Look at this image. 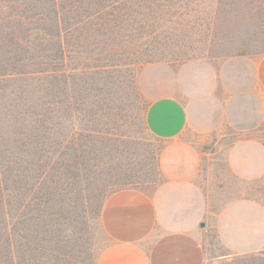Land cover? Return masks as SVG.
<instances>
[{
	"label": "trees",
	"instance_id": "1",
	"mask_svg": "<svg viewBox=\"0 0 264 264\" xmlns=\"http://www.w3.org/2000/svg\"><path fill=\"white\" fill-rule=\"evenodd\" d=\"M224 2L21 1L22 27L16 38L8 34L0 79V264H18L23 255L44 264L43 242L57 250L54 226L65 198L73 192L81 203L86 181L113 164L105 148L119 147L114 130L130 136L137 122L146 125L139 69L210 54Z\"/></svg>",
	"mask_w": 264,
	"mask_h": 264
},
{
	"label": "crops",
	"instance_id": "2",
	"mask_svg": "<svg viewBox=\"0 0 264 264\" xmlns=\"http://www.w3.org/2000/svg\"><path fill=\"white\" fill-rule=\"evenodd\" d=\"M202 65L208 64L198 58L181 64L153 62L139 69L138 86L148 100L147 128L168 140L160 156L163 184L153 196L125 187L105 197L100 221L109 243L96 264H154L144 242L162 222L163 264H203L201 240L211 229L230 253L257 252L264 247V206L246 196L247 181L264 175V141L258 135L264 124V54L230 57L220 64L221 82L227 70L241 73L233 89L247 98L241 121L249 135L225 150V171L218 177L210 174L205 160L209 157L201 150L217 130L207 110L209 82L215 84L216 76L210 81V76L194 75L198 87L184 85L182 70ZM192 111L198 116H192ZM230 177L239 183L235 194L224 188ZM161 190L163 221L156 197Z\"/></svg>",
	"mask_w": 264,
	"mask_h": 264
},
{
	"label": "rangeland",
	"instance_id": "3",
	"mask_svg": "<svg viewBox=\"0 0 264 264\" xmlns=\"http://www.w3.org/2000/svg\"><path fill=\"white\" fill-rule=\"evenodd\" d=\"M21 1L0 0V79L7 76V70L4 68L8 64L9 56L8 34L11 33L16 38L22 27L20 25L23 20L20 16L22 5H19ZM225 2L222 5L224 10L218 14L216 25L213 27L215 37L211 53L202 57L208 65L190 66L182 70L185 76L184 85L189 87L199 85L191 76L199 74L210 76V81L213 74L216 76L215 84L209 82L211 93L207 99V110L217 130L213 131L208 142L201 146L202 152H205L204 156L209 157L205 160L209 161L210 174L216 177L225 171V150L234 141L248 134L243 131L246 124L241 121V113L247 112V98L233 89L235 77L240 76L241 73L237 74L236 69L227 70L224 73V81L221 82L218 77L220 64L230 57L246 55L258 57L264 54V0H235V4L229 7ZM208 5L213 7L215 2H209ZM137 75L135 84L140 96L139 104L145 108L148 100L140 92ZM143 113L141 111L142 116ZM191 113L194 117L198 116L195 111ZM113 132L112 138L118 136L116 142L120 145L118 147L116 142H112L117 149L114 147L112 151L110 148H105L113 157V164L110 165L113 167L108 163L102 165L97 170V174L86 181L91 186L86 189L81 203L78 204L77 194L73 192L70 193L69 198H65L61 219L59 224L54 226L56 238L59 239L58 248L56 250L55 247L43 242L44 264H96L99 254L109 243L100 221L104 196L112 189L123 186L137 187L153 196L163 184L160 156L165 139L154 136L142 122H137L131 128L130 136L116 135L115 130ZM258 135H261L264 141V124ZM108 157L105 155L103 161L108 160ZM238 184L230 177L224 188L235 194L240 188ZM94 186L98 188L97 197L90 199L89 194L95 193ZM243 190L242 187V192ZM246 190L249 199L258 200L264 206V175L262 178L247 181ZM156 197L157 208L162 214L163 221V190ZM203 229L206 227L203 226ZM28 244L34 245L35 241L32 240ZM144 245L153 263L163 264V222L149 235ZM201 245L203 264H264V247L257 252L230 253L219 243L213 229L205 233ZM25 250L27 251L28 248L23 246L22 251ZM35 255L37 257V254ZM30 258L29 255H23V261L18 259V264L37 263Z\"/></svg>",
	"mask_w": 264,
	"mask_h": 264
},
{
	"label": "water",
	"instance_id": "4",
	"mask_svg": "<svg viewBox=\"0 0 264 264\" xmlns=\"http://www.w3.org/2000/svg\"><path fill=\"white\" fill-rule=\"evenodd\" d=\"M201 226H204V222H201Z\"/></svg>",
	"mask_w": 264,
	"mask_h": 264
}]
</instances>
